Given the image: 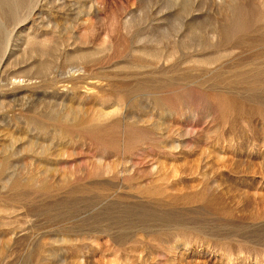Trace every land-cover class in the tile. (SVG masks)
I'll list each match as a JSON object with an SVG mask.
<instances>
[{"label": "rangeland", "instance_id": "rangeland-1", "mask_svg": "<svg viewBox=\"0 0 264 264\" xmlns=\"http://www.w3.org/2000/svg\"><path fill=\"white\" fill-rule=\"evenodd\" d=\"M29 1L0 48V264H264V0Z\"/></svg>", "mask_w": 264, "mask_h": 264}, {"label": "bare ground", "instance_id": "bare-ground-1", "mask_svg": "<svg viewBox=\"0 0 264 264\" xmlns=\"http://www.w3.org/2000/svg\"><path fill=\"white\" fill-rule=\"evenodd\" d=\"M1 2H0V5H1V9H2V11H0L1 13H2V16H3V22H1V20H0V48L2 49L3 48V46L5 45L4 44V42H7L6 41V39L7 40H9L7 37H9L10 38V36H7V34H10L9 32H11V31H9L10 29H12V28H14L13 27V25L15 26L16 24H18L19 25V23H21L20 22V20L21 21H23L22 20V18L19 20V16L21 17L22 15H20L19 14V11L20 10H22V9H25L26 7L27 8H29V7H31L32 5H33V3H34V1L32 2V3H29L30 1L29 0H0ZM34 6V5H33ZM186 6V5H185ZM187 7V6H186ZM32 8H34V7H32ZM32 8H31V10H32ZM186 9V8H185ZM184 9V10H185ZM31 10H29V11H31ZM22 12H24V11H22ZM28 11H26V13H27ZM34 12V11H33ZM25 13V12H24ZM25 13V14H26ZM18 14H19V16H18ZM24 16V15H23ZM235 16V15H234ZM249 16V14H247V15H244V17H248ZM25 17H26V15H25ZM237 18H239V17H237ZM1 19V18H0ZM25 20V19H24ZM244 21H242L241 23H243ZM236 24V23H235ZM17 25V26H18ZM39 25V24H38ZM234 25V24H233ZM241 25V24H240ZM12 26V28H10L9 29V27H11ZM226 27H227V25H225ZM245 26H247V25H245ZM16 27V26H15ZM225 27V28H226ZM237 27V26H236ZM229 28V27H228ZM227 28V29H228ZM9 29V30H8ZM220 29V28H219ZM231 29V28H230ZM233 29H234V31H235V27H233ZM238 29V28H237ZM222 30V29H221ZM248 30V29H247ZM9 31V32H8ZM232 31V30H231ZM228 32V31H227ZM224 33H226L225 32V29H223L222 30V34L224 35ZM229 33V32H228ZM238 33V32H237ZM11 35V34H10ZM222 35V36H223ZM226 35V34H225ZM232 35V34H231ZM7 36V37H6ZM228 36V35H227ZM223 38H225L224 36H223ZM9 42V44H10V41H8ZM12 43V42H11ZM34 43V42H33ZM4 44V45H3ZM9 44H7V45H9ZM34 44H36V43H34ZM7 45H6V47H7ZM37 45V49H39L38 47H40L38 44H36ZM50 45V44H49ZM2 46V47H1ZM31 48H33L32 46H30ZM30 47L28 48V49H30ZM42 48V47H41ZM1 49H0V51H1ZM5 48H3V50H4ZM34 49V48H33ZM35 49H36V46H35ZM34 49V50H35ZM44 49H46L45 47H44ZM2 50V51H3ZM40 50V49H39ZM52 49H50L49 51H51ZM1 51V52H2ZM32 51V49L30 50V52ZM44 51V50H43ZM42 51V49H41V53H43L44 54V52ZM53 51H54V49H53ZM52 51V52H53ZM0 52V53H1ZM35 52V55H36V51H34ZM39 51H37V53H38ZM3 53H4V51H3ZM3 53H1V57H2V55H3ZM29 53V52H28ZM33 53V52H32ZM32 53L30 54H28V57L30 56V55H32ZM45 53H46V51H45ZM47 54V53H46ZM35 55H34V57L33 56H30V57H32L33 59H36V57H37V59H39L38 57L39 56H36L35 57ZM38 55H39V53H38ZM42 54H40V56H41ZM49 55V54H48ZM52 55H54V52H53V54ZM52 55H50V56H52ZM76 55V54H75ZM43 56V55H42ZM45 56V55H44ZM55 56V55H54ZM28 57H26V58H28ZM46 57V56H45ZM48 57V56H47ZM25 58V59H26ZM49 58V57H48ZM53 58V57H52ZM32 59V60H33ZM55 59V58H54ZM29 60V59H28ZM31 60V58H30V61L29 62H31L32 61ZM39 60H41V59H39ZM50 59H47V61H49ZM52 60V59H51ZM50 60V61H51ZM86 60V59H85ZM1 61V60H0ZM24 60L23 59H21V62H23ZM26 61H27V59L24 61V63H26ZM43 61V60H42ZM46 61V60H45ZM47 61L45 62V63H41V62H38L39 63V65H40V68H39V70H38V74L37 75H33L34 76V79H35V76L37 77V76H49L50 77V75H49V73H51V72H54V71H52V66H54L55 64H54V62H52V64H50V65H52V66H50L48 63H47ZM49 61V62H50ZM52 61H54V60H52ZM18 62V61H17ZM17 62H16V64H17ZM21 62H19L18 63V65L19 64H21ZM28 62V63H29ZM35 62V61H34ZM24 63H22V64H24ZM41 63V64H40ZM14 64V63H13ZM26 65V64H25ZM25 65H23V66H25ZM39 65H38V67H39ZM15 66V65H14ZM33 66V65H32ZM37 66V65H36ZM35 66V67H36ZM79 66V65H78ZM17 67V66H16ZM18 67H20V66H18ZM21 67H22V65H21ZM35 67H34V69H35ZM55 67V66H54ZM28 68H30V67H28ZM27 68V69H28ZM27 69H26V73H27ZM32 69V68H31ZM30 69V70H31ZM37 69V68H36ZM9 70V69H8ZM12 70H14V71H17L16 69H13L12 68ZM12 70H10L11 72H13ZM20 70H22L23 71V69H20ZM53 70H55V69H53ZM28 71H29V69H28ZM8 72V71H7ZM18 72V71H17ZM16 72V73H17ZM36 72V71H35ZM34 72V73H35ZM256 73L258 72V70L257 71H255ZM30 73V72H29ZM29 73H27V74H29ZM31 73H33V72H31ZM30 73V74H31ZM21 74V73H20ZM23 74V73H22ZM26 74V75H27ZM26 75H24L23 74V76L25 77ZM32 75V74H31ZM51 75H52V73H51ZM27 76H30V75H27ZM46 76V77H47ZM257 76V75H256ZM1 77V76H0ZM3 77V76H2ZM12 77V76H11ZM14 77H15V75H14ZM5 78H6V75H5ZM13 78V77H12ZM38 78V77H37ZM11 79V78H10ZM18 79V78H17ZM21 79V78H20ZM24 79V78H23ZM28 79H29V77H28ZM27 79V80H28ZM43 79V78H42ZM41 79V80H42ZM46 79V78H45ZM48 79H51V78H48ZM4 80V79H3ZM30 80V79H29ZM36 80V79H35ZM34 80V81H35ZM38 80V79H37ZM36 80V82H38ZM47 80V79H46ZM46 80H45V82H46ZM7 81V80H6ZM17 81V80H16ZM16 81H14V84H15V82ZM23 81V80H22ZM49 81V80H48ZM10 82V81H9ZM33 82V81H32ZM13 83V82H12ZM40 83V82H39ZM54 83V82H53ZM7 84V83H6ZM13 84V85H14ZM16 84H17V86H18V83L16 82ZM15 84V85H16ZM246 84L248 85L247 86V93H248V95H249V97H247L250 101H255V102H264V100H261V98H260V91H259V85H258V82H257V80L256 79H247V81H246ZM4 85V84H3ZM2 85V86H3ZM12 85V86H13ZM47 85H49V83L47 84ZM10 86V85H9ZM20 86H21V84H20ZM49 86H51V85H49ZM2 87H0V91L2 90L1 89ZM16 88H18V87H16ZM7 89H8V87H7ZM6 89H4V91H5ZM77 90V89H76ZM4 94H6V92L4 93ZM4 97V96H3ZM12 98V97H11ZM245 98V97H244ZM237 100V99H236ZM19 101V100H18ZM260 104H262V103H260ZM3 105V104H2ZM34 105V104H33ZM264 105V104H263ZM4 109V108H3ZM41 126V125H40ZM12 149H13V147L11 148V151H12ZM10 151V150H9ZM14 153H15V151H14ZM14 153H12V155L14 154ZM14 155H16V154H14ZM6 159V158H5ZM3 160H1V162H2ZM12 165L11 166H9V167H7V168H12V166H13V163H12V161L10 162ZM1 164V163H0ZM9 164V163H8ZM15 164V163H14ZM18 164H19V162H18ZM18 164H15V167H17L18 166ZM21 164V163H20ZM19 164V165H20ZM4 166V165H3ZM0 167H2V166H0Z\"/></svg>", "mask_w": 264, "mask_h": 264}]
</instances>
